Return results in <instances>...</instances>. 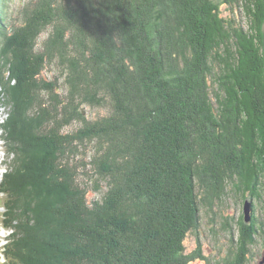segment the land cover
Returning a JSON list of instances; mask_svg holds the SVG:
<instances>
[{
    "label": "trees",
    "instance_id": "16d2710c",
    "mask_svg": "<svg viewBox=\"0 0 264 264\" xmlns=\"http://www.w3.org/2000/svg\"><path fill=\"white\" fill-rule=\"evenodd\" d=\"M6 2L8 264H209L185 240L230 191L250 220L225 222L218 264H248L264 247V0H28L18 25Z\"/></svg>",
    "mask_w": 264,
    "mask_h": 264
},
{
    "label": "rangeland",
    "instance_id": "374dc122",
    "mask_svg": "<svg viewBox=\"0 0 264 264\" xmlns=\"http://www.w3.org/2000/svg\"><path fill=\"white\" fill-rule=\"evenodd\" d=\"M28 0H7L6 2V9H7V17L8 22L10 25H18L21 21V11L23 9V6ZM222 15L226 16L229 14V10L227 6H223L221 8ZM47 36V33H42L38 43L40 44ZM2 54L6 57H2V61L6 63V66L4 69H1L2 71H6L9 67V63L6 62L7 54L6 49L2 48ZM2 63V62H1ZM6 74V73H5ZM57 76H56V75ZM59 72L56 73L55 70L47 67L42 75L43 77H47L52 79L53 77H58V82L60 83L63 80V77H61ZM6 79H4L5 82ZM4 82L3 80L0 81V127L1 125L4 126L7 124L8 119L11 110V104L10 99L7 97L6 93H4ZM13 83H10L12 85ZM62 88V87H61ZM60 93H63V89H60ZM84 114L86 118L89 119H95L99 116H102L105 114V110L103 108H91V107H83ZM5 121V122H4ZM78 123H73L71 127H68L65 129V131H71L74 130L76 127H78ZM3 134L0 132V180L2 174L5 172L9 161H11L12 154L7 153V149L5 146L4 141L2 140ZM88 150H85V153ZM87 154V153H86ZM86 154L84 155V161L87 160ZM83 157V156H82ZM95 197V193L88 191V199L92 200ZM6 198H3L0 195V206L5 203ZM248 202L243 201L241 196L236 195L233 191H230L227 194V197L224 199V201L219 205L218 207H215L213 212L214 215H211L210 217L206 216V214L202 215V229L199 234H189L185 240V249L187 252H192L194 249H196L197 244L200 245L202 249V254L205 256L209 264H218L220 259L225 255L226 247L229 244V234L224 229V224L227 222L229 225H233L235 221L238 220V217L243 214V208L244 203ZM256 215L264 222V200H262L259 203H256ZM3 210L0 208V264L5 262L4 264H8L6 261V254H5V243L8 238V232L4 231L2 229V226L4 225L5 220ZM212 221H211V220ZM264 254V247L263 243L260 239H258V242L256 245L251 247V255L249 256V263L248 264H260V262L263 259ZM193 264H205L202 260H197Z\"/></svg>",
    "mask_w": 264,
    "mask_h": 264
},
{
    "label": "water",
    "instance_id": "95a60500",
    "mask_svg": "<svg viewBox=\"0 0 264 264\" xmlns=\"http://www.w3.org/2000/svg\"><path fill=\"white\" fill-rule=\"evenodd\" d=\"M250 211H251V204L248 202H245L244 208H243V214H244V220L246 223L249 222L250 220ZM260 264H264V257L262 261L260 262Z\"/></svg>",
    "mask_w": 264,
    "mask_h": 264
}]
</instances>
